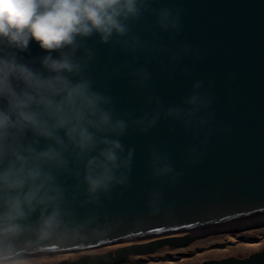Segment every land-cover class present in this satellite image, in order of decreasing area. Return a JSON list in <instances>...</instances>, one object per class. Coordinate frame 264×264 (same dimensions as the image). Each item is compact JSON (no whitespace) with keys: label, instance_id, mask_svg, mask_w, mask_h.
Masks as SVG:
<instances>
[{"label":"water","instance_id":"95a60500","mask_svg":"<svg viewBox=\"0 0 264 264\" xmlns=\"http://www.w3.org/2000/svg\"><path fill=\"white\" fill-rule=\"evenodd\" d=\"M161 7L179 16L178 31L156 28ZM132 32L145 42L144 52L130 54L95 37L87 41L94 50L89 73L95 86L130 120L121 137L125 150H132L127 182L101 196L98 206L80 210L100 218L97 234L52 239L28 256L123 245L51 263L123 264L133 255L215 234L207 231L211 226L254 223L264 215V0H152ZM42 54L32 44L26 56ZM137 67L149 73L145 86L131 76ZM196 81L209 102L204 123L165 117L163 109L180 105ZM155 110L161 118L147 131L131 123ZM163 161L173 172L158 176L154 168ZM261 220L232 231L264 227ZM200 264H264V249Z\"/></svg>","mask_w":264,"mask_h":264},{"label":"clouds","instance_id":"9594fccd","mask_svg":"<svg viewBox=\"0 0 264 264\" xmlns=\"http://www.w3.org/2000/svg\"><path fill=\"white\" fill-rule=\"evenodd\" d=\"M151 2L0 0V264H46L27 253L52 239L97 234L100 218L80 210L127 182L132 150L121 137L130 120L95 86L87 41L144 52L132 25ZM154 23L160 32L180 27L166 7L156 10ZM32 44L43 54L27 57ZM131 76L140 86L149 80L144 67ZM208 103L196 81L163 115L197 126ZM160 118L155 110L131 123L143 132ZM171 172L167 161L154 168L158 176Z\"/></svg>","mask_w":264,"mask_h":264},{"label":"rangeland","instance_id":"374dc122","mask_svg":"<svg viewBox=\"0 0 264 264\" xmlns=\"http://www.w3.org/2000/svg\"><path fill=\"white\" fill-rule=\"evenodd\" d=\"M262 216L255 217L253 219L255 220L254 223L251 222L252 225H256L259 222L256 221V219L261 218ZM251 223L240 222L235 226H211L207 231H216L215 234H209L208 236L195 240L184 247L169 248L165 246L146 256L133 255L128 257L123 264H200L207 260H218L227 257H245L251 253L264 249V227H255L254 229L239 232H233L232 229H239L240 227L247 228L250 227ZM184 234L186 233L178 232L174 235L183 236ZM149 240L152 239H142L140 241L147 242ZM107 250L109 249L99 248L82 252L29 257L36 260H44L46 261V264H51L62 259H75L80 255L103 253Z\"/></svg>","mask_w":264,"mask_h":264},{"label":"flooded vegetation","instance_id":"af4514ba","mask_svg":"<svg viewBox=\"0 0 264 264\" xmlns=\"http://www.w3.org/2000/svg\"><path fill=\"white\" fill-rule=\"evenodd\" d=\"M134 242L138 243V241H134ZM121 246H123V245H116V246L107 247V248H105V249H109V250H107V251H105V252L115 250L116 248H119V247H121ZM103 253H104V252H103ZM96 254H98V253H96ZM85 255H87V254H85ZM80 256H81V255H80ZM78 257H79V256H78Z\"/></svg>","mask_w":264,"mask_h":264}]
</instances>
